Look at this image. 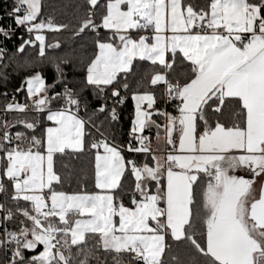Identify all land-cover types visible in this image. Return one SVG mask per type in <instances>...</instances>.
Listing matches in <instances>:
<instances>
[{
    "label": "snow or ice",
    "instance_id": "snow-or-ice-1",
    "mask_svg": "<svg viewBox=\"0 0 264 264\" xmlns=\"http://www.w3.org/2000/svg\"><path fill=\"white\" fill-rule=\"evenodd\" d=\"M99 2L87 0L90 8L76 32L91 30L99 37L102 28L110 33L96 40L86 84L103 92L120 73H131L136 59L162 66L165 72L154 74L150 84L165 85V96L178 101V114L154 109L153 92L134 94L132 133L159 128L152 116H163L171 151L152 155V166H140L126 160L123 149L99 128L101 139L86 149L90 133L85 125L91 117L85 121L78 115L80 101L72 89L65 86L63 93L49 96L54 85H46L39 72L26 78L32 106L47 110L51 125L37 137L29 135L36 122L18 120L28 131L12 135L14 125L0 121V193L6 178L14 190L11 198L31 205L18 206L15 213L9 209L3 217L12 220L19 213L31 224L21 220L18 230L3 229L0 249L11 251L7 264H106L101 251L114 254V264H125L124 255L130 258L127 264H168L169 237L200 258L191 264H264V185L258 195L254 188L264 176V0H208L205 7L187 0H107L106 14L97 23ZM42 7V0H15L7 12L17 27L34 35L22 39L18 51L39 42L44 56L46 47H60L46 45L41 33L67 25L40 19ZM4 18L0 15V36L10 39L15 30L2 25ZM148 29L154 32L151 41L132 35ZM4 51L0 47V60ZM178 54L190 62L191 75L183 83L167 78ZM112 96L119 97V90L113 89ZM56 100L63 106L52 110L49 105ZM27 108L13 102L4 110L23 113ZM112 119H117L115 109ZM136 139L140 146L129 144L128 151L151 155L149 137ZM86 150H95V188L100 191L57 190L63 183L55 170L57 158ZM238 170L247 175H237ZM126 174L134 178L128 204L123 201ZM25 250L34 254L26 258ZM170 259L184 264L177 256Z\"/></svg>",
    "mask_w": 264,
    "mask_h": 264
},
{
    "label": "trees",
    "instance_id": "trees-1",
    "mask_svg": "<svg viewBox=\"0 0 264 264\" xmlns=\"http://www.w3.org/2000/svg\"><path fill=\"white\" fill-rule=\"evenodd\" d=\"M194 6L205 7L208 0H187ZM42 16L40 19L47 21L51 19L56 25L64 24L66 28L60 31L44 30L46 35V45L60 44L59 48L46 47L45 55H39V42L35 45L26 46L23 52L18 51L22 43V39H34V35L26 32L23 26L17 27L14 21L7 17V12L11 11L15 4V0H0V15L5 18L2 25L7 27L11 25L15 30L10 39L0 36V42L4 51V57L0 60V111H4L5 106L9 103L23 104L29 99L27 86L25 85L26 78L35 75L39 72L45 79L46 85L54 87L49 89L48 95L55 93H63L65 86L72 89L76 97L80 101L78 115L85 121L91 117V123L85 125L87 135L85 137L86 149L87 146L95 139H101L100 132L109 139L110 142L119 145L126 160H134L140 166L147 163L153 165L152 154L137 153L128 151V146L131 144L136 147L138 140L137 133H132L133 121L135 117V103L133 95L144 93L145 91L153 92L156 97L154 109L176 115V105L178 101L170 100L165 96V85L160 84L152 86L150 84L151 77L156 73H164L160 65H153L150 61L134 60L133 70L129 74L120 73L118 82L111 86L104 87V91H99L96 87L86 84L87 66L91 59L94 58L97 47L96 40L106 38L110 33L104 29H99V37L91 30H85L80 35L76 32L80 26V22L86 18L87 11L90 5L87 0H42ZM107 0H100L96 9L95 20L97 23L101 20V15L106 14ZM140 32H132L136 36ZM59 66V71L57 70ZM190 62L184 61L182 55H177V64L174 65V71L168 72L167 78L175 82L179 79L181 83L190 76ZM59 81V82H57ZM127 83L128 88L123 85ZM103 87V86H102ZM20 89V91H17ZM113 89L120 92L119 97L112 96ZM6 94V95H5ZM121 100L123 102H121ZM63 106V100L53 101L49 107L51 109H59ZM101 107L105 108L104 112H100ZM115 109L117 119H112V111ZM152 111V110H150ZM25 120L36 122L37 128L35 133L29 132V135L35 134L40 137L46 127L51 123L47 120V110L44 112L24 113ZM17 115L16 117H19ZM227 118V113H226ZM152 119L160 127L152 125L146 127L143 135L149 137L150 145L157 141L160 134L164 132L166 123L163 116L154 114ZM95 125V126H93ZM15 134L17 131H28L24 129L22 124L15 123L12 127ZM147 143V142H146ZM159 146V145H158ZM163 148L160 145V150ZM94 153L95 150H86L83 153L72 154L58 157L55 164V170L62 178V185H56L57 190H63L68 193L87 191L94 193L100 191L95 188V172H94ZM5 186L7 195L0 196V203L4 204L6 210L16 212L17 207L31 208L28 202L23 200L14 201L11 197L13 188L11 183L5 178ZM134 186V178L130 174H126L124 178V193L123 201L128 204L131 196V189ZM5 216V215H4ZM0 234L6 227L9 231L18 230L21 220L25 218L17 213L12 220H3V212L0 211ZM25 224L30 226V222L25 220ZM168 242L172 245V250L169 254L168 264H173L170 257L177 256L184 264H191L192 261H200L195 252L183 242L172 241L169 237ZM91 246V242L89 243ZM43 246H38L37 251H42ZM75 251V248L73 249ZM6 252V255H5ZM33 252L25 250V257L30 258ZM101 259L107 256L106 264H114L112 255L102 251L99 253ZM11 257V251L0 249V264H7V258ZM125 264L130 259L127 255L123 257ZM91 264H96L91 261ZM202 264V262H201Z\"/></svg>",
    "mask_w": 264,
    "mask_h": 264
},
{
    "label": "built area",
    "instance_id": "built-area-1",
    "mask_svg": "<svg viewBox=\"0 0 264 264\" xmlns=\"http://www.w3.org/2000/svg\"><path fill=\"white\" fill-rule=\"evenodd\" d=\"M0 46H2L1 42H0ZM23 104L28 105V108L23 113L18 112V111H10V112H6L5 110L0 111V121H7V122L14 125L18 120H25L24 116L21 114L36 112L35 108L32 106V100L31 99L28 100L27 102L23 103ZM17 115H20V116L16 117ZM9 131L12 135H15L12 131V128H10ZM173 139H176L175 135L173 136ZM169 151H171V146L166 145L164 155H166ZM246 175H247L246 172H244V176H246ZM247 178H251V177L247 176ZM5 195H7L6 186H5V191L0 193V196H5ZM2 212L4 215H6L5 210H3Z\"/></svg>",
    "mask_w": 264,
    "mask_h": 264
},
{
    "label": "crops",
    "instance_id": "crops-1",
    "mask_svg": "<svg viewBox=\"0 0 264 264\" xmlns=\"http://www.w3.org/2000/svg\"><path fill=\"white\" fill-rule=\"evenodd\" d=\"M140 35H144V36H146V37H148L149 38V40L151 41V39H152V37L154 36V32L151 30V29H148V30H145V31H142V32H140V33H138L136 36H134V37H136V38H138ZM163 74V73H162ZM146 106H147V104H146ZM52 110H57V109H52ZM177 115V114H176ZM51 125V123L48 125V126H50ZM47 126V127H48ZM164 131H165V129H164ZM138 134V136L139 135H143V133H137ZM143 136H146V135H143ZM148 137V136H147ZM166 140V139H165ZM160 145V144H159ZM140 145H139V141H138V143L136 144V147H139ZM165 148L163 147L161 150H160V153H162L163 152V150H164ZM101 151H103L102 149H101ZM244 170H238L237 172H236V174L237 175H240V176H244ZM263 183H264V176H261V177H258L257 179H256V182H255V186H256V189H257V191H256V194L258 195L259 194V190H260V188H261V186L263 185Z\"/></svg>",
    "mask_w": 264,
    "mask_h": 264
},
{
    "label": "rangeland",
    "instance_id": "rangeland-1",
    "mask_svg": "<svg viewBox=\"0 0 264 264\" xmlns=\"http://www.w3.org/2000/svg\"><path fill=\"white\" fill-rule=\"evenodd\" d=\"M41 34H43V35L46 37L44 31H43ZM45 42H46V41H45ZM134 103H135V101H134ZM143 107L147 108L146 103L144 104ZM149 111H150V110H149ZM134 119H135V117H134ZM165 139H166V134H165V131H164L162 134H160V135L158 136L157 141H155V143H153V144L150 145L151 150H154V151H153L154 155H156V156H164L165 149L163 150L162 153H160V145H162V146L165 148V146L167 145ZM159 144H160V145H159ZM158 145H159V146H158ZM150 166H151V165H150ZM255 185H256V184H254V188H255V190L257 191ZM0 205H3V206H4V210L7 211V210H6V207H5L4 204H1V203H0ZM3 217H4V214H3ZM0 223H1V220H0ZM30 226H31V225H30Z\"/></svg>",
    "mask_w": 264,
    "mask_h": 264
},
{
    "label": "water",
    "instance_id": "water-1",
    "mask_svg": "<svg viewBox=\"0 0 264 264\" xmlns=\"http://www.w3.org/2000/svg\"><path fill=\"white\" fill-rule=\"evenodd\" d=\"M263 185H264V183H263Z\"/></svg>",
    "mask_w": 264,
    "mask_h": 264
}]
</instances>
